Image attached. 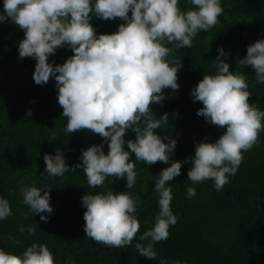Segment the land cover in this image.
Returning a JSON list of instances; mask_svg holds the SVG:
<instances>
[{
    "label": "clouds",
    "instance_id": "obj_1",
    "mask_svg": "<svg viewBox=\"0 0 264 264\" xmlns=\"http://www.w3.org/2000/svg\"><path fill=\"white\" fill-rule=\"evenodd\" d=\"M190 2L194 10L182 11L179 0H3L0 23L11 20L23 30L19 58L35 59L34 82L45 85L53 77L56 81L58 103L67 119L65 134L85 130L108 144L107 154L103 143L82 150V163L72 168L66 165L59 148L54 156L45 154L47 176L83 168L90 188H102L112 177L126 180V188L131 189L136 183L135 161L169 163L177 141L155 131L169 121V116L164 113L156 118L150 107L163 103L165 89L174 93L180 87L177 80L182 59L167 45H174L176 50L191 48L198 32L216 26L224 12L220 0ZM93 16L119 18L125 23L111 34L97 35L90 23ZM65 46L73 55L63 64L50 63L49 57ZM218 52L213 60L216 74H204L191 95L203 105L197 116L223 132L214 142L205 137L196 144L194 157L173 161L158 174L153 191L159 194V212L154 225L135 244L137 252L148 259L156 260L154 245L167 240L170 227L178 221L171 209L172 188L166 185L181 174L182 164L191 162L187 176L193 184L212 180L219 192L230 182L229 177L236 175L244 153L259 145V133L264 131V110L249 102L252 94L246 74L230 71V65L221 59L229 54L222 47ZM239 63L250 66L255 82L264 84V39L247 46V54ZM31 115L29 109L26 117ZM129 130L135 133L134 140L125 139ZM47 189H21L23 203L32 213L53 212L51 188ZM187 196L195 197L196 189L188 187ZM139 200L138 195L112 189L83 195L86 237L108 248L130 246L140 229L134 214ZM11 215L9 201L0 197V220ZM40 219L47 222L48 216L41 215ZM25 230L34 235L36 228L21 225L19 231ZM0 264H55V260L46 244L33 243L20 255L0 249ZM159 264L169 262L160 259Z\"/></svg>",
    "mask_w": 264,
    "mask_h": 264
},
{
    "label": "trees",
    "instance_id": "obj_2",
    "mask_svg": "<svg viewBox=\"0 0 264 264\" xmlns=\"http://www.w3.org/2000/svg\"><path fill=\"white\" fill-rule=\"evenodd\" d=\"M220 3L224 12L218 17L219 23L198 32L191 48L176 50L174 45H167L173 55L182 59L177 80L180 87L174 93L165 89L163 103L150 107L156 118L168 114L169 121L155 131L161 137L176 139V148L168 164L135 161L136 183L131 189L126 188V180L112 177L106 179L102 188H90L83 168L69 169L62 176L44 173V155L54 156L57 148L72 168L82 163V150L103 143L107 154L108 144L98 134L85 130L65 134L67 119L62 116L54 77L45 85H37L33 80L35 59L19 58L18 43L24 36L23 30L11 20L0 23V197L9 201L13 212L0 220V249L20 255L33 243L46 244L55 264H159L160 259L169 264L177 260L181 264H264V131L259 133V145L244 153L236 175L230 176V182L219 192L212 180L200 184L188 180L192 164L183 163L181 174L166 185L172 188L171 209L178 217L169 229L168 239L154 245L156 260L141 256L135 248L140 235L154 225L159 212V194L153 191L158 174L173 161L194 157L196 144L205 137L214 142L223 132L197 116L203 105L191 95L204 74H216L213 60L219 55V48L229 54L221 59L230 65V71L246 74L252 94L249 102L264 110V84L255 82L250 66L239 63L247 54V46L264 39V0ZM179 4L182 11L195 7L190 0H179ZM90 23L99 35L111 34L125 22L93 16ZM71 55L67 46L57 48L49 62L63 64ZM29 109L32 115L26 117ZM125 139L134 140L135 133L129 130ZM125 150L128 151L126 144ZM131 160H135L134 154ZM31 186L45 191L51 188V214H34L23 203L21 189ZM188 187L196 189L195 197L187 196ZM110 189L117 193L128 191L140 198L134 213L140 229L132 244L124 248L97 244L84 232L86 209L82 196ZM41 215H47L48 221H42ZM21 225L25 229L35 227V234L20 232Z\"/></svg>",
    "mask_w": 264,
    "mask_h": 264
}]
</instances>
